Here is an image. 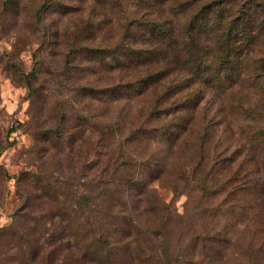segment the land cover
<instances>
[{
  "label": "rangeland",
  "instance_id": "obj_1",
  "mask_svg": "<svg viewBox=\"0 0 264 264\" xmlns=\"http://www.w3.org/2000/svg\"><path fill=\"white\" fill-rule=\"evenodd\" d=\"M118 3L0 2V264H264V0L164 2L255 42L223 86L130 54L153 7Z\"/></svg>",
  "mask_w": 264,
  "mask_h": 264
},
{
  "label": "trees",
  "instance_id": "obj_2",
  "mask_svg": "<svg viewBox=\"0 0 264 264\" xmlns=\"http://www.w3.org/2000/svg\"><path fill=\"white\" fill-rule=\"evenodd\" d=\"M1 1H3V4L11 2V0ZM136 1L144 2L147 7L151 4L153 9L144 10L142 19L136 17L135 23L133 16H128L126 24L124 23L123 25V37L132 39H135L137 35L141 37L143 45L136 46L133 42H130L129 53L131 54L137 48L143 50L146 53L144 58L147 62L158 63L159 71L157 73L161 77H166L171 71L180 70L179 65L182 64L181 66L193 69V78L197 76L196 70L209 69L213 71L212 79L214 80L213 76L218 78L215 82L217 85L221 83L223 86L226 82L223 79H229L228 83H232L234 76L232 77V74L226 71L221 75V71L229 69L232 65L240 64L239 60L243 59L242 55H246L249 50L254 48L255 42L253 41H231L230 36L235 34L231 28V23L226 25L225 30L219 29L218 26L214 27L212 22L209 23L207 19L209 13L204 8L205 6L200 7L195 14L187 19L185 25L178 29V27L174 26L172 17L166 13L165 0ZM113 2L119 4L118 0H113ZM150 11L152 15H150ZM153 11L155 12L153 13ZM259 16L254 14L251 18V15H248L247 20L250 21L254 18L257 20ZM262 21H264V15L262 16ZM256 24L258 25L259 23L257 22ZM133 25H135V28H133ZM258 26V32H260L263 27L261 25ZM243 31L244 33L252 34L253 28L245 25ZM209 33L211 34L208 37L202 38L203 35ZM209 54L213 56L212 63L214 66L212 67L203 61L204 56ZM161 61L162 63L159 64ZM258 62L264 68V58L259 57ZM209 76L211 77V75Z\"/></svg>",
  "mask_w": 264,
  "mask_h": 264
},
{
  "label": "built area",
  "instance_id": "obj_3",
  "mask_svg": "<svg viewBox=\"0 0 264 264\" xmlns=\"http://www.w3.org/2000/svg\"><path fill=\"white\" fill-rule=\"evenodd\" d=\"M10 128H11V130H10L11 134L14 135L15 137L19 138V136L22 134L19 123L15 120H12L10 122Z\"/></svg>",
  "mask_w": 264,
  "mask_h": 264
}]
</instances>
